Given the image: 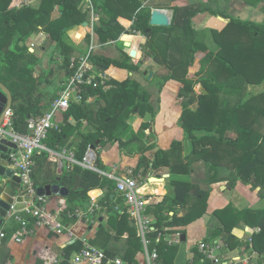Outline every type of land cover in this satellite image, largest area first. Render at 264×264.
Masks as SVG:
<instances>
[{
    "label": "trees",
    "instance_id": "trees-1",
    "mask_svg": "<svg viewBox=\"0 0 264 264\" xmlns=\"http://www.w3.org/2000/svg\"><path fill=\"white\" fill-rule=\"evenodd\" d=\"M4 1L11 4L14 0ZM170 1L174 16L172 24L164 27L150 24L154 8L145 5L142 0H93L96 11L101 15L99 20L102 25L95 28L101 44L106 45L108 40L122 44L124 41H130L134 44L137 37L133 34L148 35L150 39L147 44L150 50L146 53L161 60L172 71L167 77L168 80L176 78L173 75L176 70L187 69L195 61L198 52H206L198 74L209 75L200 77L197 83H202L207 93H196L193 83L186 81L184 76L177 78L187 83L184 88L186 95L182 93V127L186 138L192 143V148L185 156L186 162L181 157V141H174L168 151L155 150L157 145L152 143L144 148L153 149V158L142 156L134 174L137 176L141 173L146 178L149 172L163 166L170 167L173 173L189 174L196 169L195 162L204 160L205 182L209 186L227 182L230 187H236L237 182L242 180L254 188L262 189L264 131H261L260 127H264V90L251 95L248 86L264 82V23L230 18L229 24L222 31L212 29L214 49L201 38L193 21L196 15L204 12L218 15L217 10L205 7L202 2L179 6L172 5L174 0ZM86 3L87 0H41L36 8L17 5L10 7V4L0 7V80L13 93L11 127L15 131L27 132L29 118L43 115L50 109V103L58 97L57 95L49 103L42 104L41 98L34 95L41 83L39 77L35 76V68L40 59L30 52L25 41L32 32L40 31V26H43L42 30L56 43V49L59 55L63 56L68 72L67 67L77 49L70 32L83 26L91 17L89 10H84ZM55 4L60 6L61 12L57 17H52ZM122 19L132 20L133 32L129 31V26ZM148 29H151V34L147 33ZM88 36L87 40L90 42L91 36ZM133 48L137 51L136 46ZM133 59L135 58L124 49L118 58L96 53L92 56L97 68L109 75L124 68L129 73H137L140 70L139 61L133 62ZM83 95V101L71 104L64 114L63 123L59 128H52L45 141L53 150L62 151L64 148L73 151L78 161L83 160L90 145L98 149L108 142L119 141L136 146L138 135L127 141L123 139V135L130 128V115L136 108L142 116L147 113L156 116L157 111L150 100V92L142 88L130 74L126 78L118 76L105 86H91ZM90 95L95 97L94 101H88ZM185 96H188L187 99ZM193 105H196V108H193ZM84 122H87L86 127ZM142 127L149 130L151 124L143 122ZM226 130L235 131L237 137L218 136ZM74 134L76 137L72 139ZM208 142L213 146L208 147ZM48 154L49 152L43 151L38 155L36 165L40 159H48ZM95 166L103 168L100 155H97ZM35 168L33 178L38 188L39 184L43 186V183L37 180ZM226 169L229 170L228 175L224 174ZM56 182L69 189L67 210L71 212L76 207L86 208L92 199L91 192L95 189H101L105 193L102 202L113 201L112 196H119L116 180L78 163L73 164L70 169L64 168ZM171 184L175 187V194L166 196L161 203L148 208V213L151 212L156 217L154 227L166 234L178 232L174 227L187 226L204 216L210 194L208 188H203L200 183L192 180L173 178ZM3 190L4 187L0 185V195ZM121 198L124 200L123 194ZM173 207H180L183 215L180 216L178 212L172 216L164 214L163 208L169 211V208ZM215 214L223 224V228L217 229L215 234H222L230 248L241 243L232 233L240 220L247 218L250 226L260 227L259 231L252 234V241H247L246 245L247 249L251 247L260 254L259 264H264V207L237 210L229 205L217 210ZM65 219L68 220L67 215ZM165 227L170 229L166 230ZM157 234H152L154 242ZM80 246L82 247V244L74 243L68 250V258L75 247L78 248L77 252L81 249ZM157 247L160 254L159 263H173L177 248L168 247L164 240L159 242ZM199 255L198 262L201 264H213L200 250Z\"/></svg>",
    "mask_w": 264,
    "mask_h": 264
},
{
    "label": "crops",
    "instance_id": "crops-1",
    "mask_svg": "<svg viewBox=\"0 0 264 264\" xmlns=\"http://www.w3.org/2000/svg\"><path fill=\"white\" fill-rule=\"evenodd\" d=\"M32 1V3H29V0H14L10 4L9 1L1 0L0 7L5 4H10V7H15L14 5H17V7L25 6L36 8L41 0ZM178 1L183 2V0H174L172 5H187L182 3L179 4L177 3ZM193 2H202L205 7H213V9L217 10V12L219 13L218 15H214L210 12H204L196 15L194 18V26L197 32L200 34L201 38L206 42H208V36L212 35V29L222 31L229 24L230 18H235V14L245 16L246 18L243 17V19L251 20L253 18L257 19V22L264 21V0H190L189 3ZM155 8L172 9V6L171 4H164L155 6ZM53 9L54 10L52 11L51 15L52 17H57L61 12L60 6L58 4H55V7ZM251 12L255 13L254 16H250L248 14ZM89 22L90 20L88 21V23ZM42 28L43 26H40V31L35 30L34 32H32L29 38L25 41V44L29 46L30 52L34 53L37 57L40 56V58L38 57L40 59V62L35 68V76L39 77V79L41 80L40 84L45 81V78H43L45 75H43L42 73L45 70L44 68L48 67V62L52 57L49 56V48H47L48 44L46 45V43H48L49 35L47 32L42 30ZM75 33L76 35L81 37V34H79V32L76 31ZM38 50H40V52ZM46 56H49V58H47ZM45 62L47 63L46 65L44 64ZM50 72L52 71H49V73ZM115 74L117 76H121V78H126L130 73L126 69H117L115 71ZM66 76L67 71H65V75L63 76V82L65 81ZM169 81L167 82V84L169 83ZM43 84L46 86L45 83ZM167 84L165 86L163 84L162 87L164 88L162 89L165 90ZM157 85L158 84H156V86ZM263 85L264 84L255 86L254 88H260ZM39 87L42 88L43 85H39ZM158 87H161V85H159ZM163 93H165V91ZM50 101H48L47 98L45 99V97H41L42 104L49 103ZM164 102L167 105L170 104V101L167 102L166 99ZM64 114L65 113H61L57 118L60 124H62L64 121ZM136 120L137 117L133 116L130 123V125L132 126L131 131H133L132 137L134 135L139 136V140L135 143L136 146L131 143L125 144L123 142L121 143L119 141H116L108 142L102 148L100 147L96 149V152L98 151L97 155H100L103 163V168L96 167V171H99L105 175L106 173H115L116 175H122L128 169L135 170V168L139 165L142 156H147L150 158H153L154 156L153 152L151 153L150 148H144L149 141L151 143H157L155 150L163 149L166 151L171 149L174 141H181L183 147L182 155L185 154L186 156L189 154L187 151V145H189V143H187V140L189 139L186 138V133L183 127H181V125L177 127L178 129L181 128V139H175V135L171 134L176 129V126L174 125L175 117H173V120H171V117H160L161 122L168 121L165 125L166 133H157V123H155L154 126L151 125L149 130H146L145 139L142 138V135L138 133L139 129H136V126L134 125ZM70 121L71 123H75L74 120ZM84 126H87V122H84ZM75 137L76 134L73 135L72 139ZM130 138L126 135L125 137H123L124 141H127ZM142 140H144L145 144ZM49 149L51 148L49 147ZM51 150L54 151L56 156L55 154L51 155L49 153L48 159H40L37 162L35 168L36 178L39 183H43V185L58 184V182H56V179H59L63 169H70L71 167H73V164H75L71 160L68 153L62 152L63 150ZM185 156H182L184 162H186ZM55 157H58L60 161H55ZM157 172H159L160 174H158ZM194 174L191 175V173H173L168 166H163L159 169L152 170V172L148 173L146 178L143 177L141 173H139L137 177L139 182L142 183L140 191L146 194V200L148 202L147 212L149 206L153 208V206L155 207V205L161 203L166 196H173L175 194V187L171 184V180L173 178L196 181L197 178ZM186 176L188 177V179L185 178ZM0 183V185H3V182L0 181ZM223 185L226 186L224 190L221 189V186ZM39 186L42 185L39 184ZM248 186L245 185L242 180H239L237 182L236 187H230L229 185H227V182H221L208 186L210 194L208 197L207 211L204 216L187 226L174 227L178 230V232H175L173 234L165 233L166 237L169 239L174 238L177 233H180L182 239L181 243L172 245L173 247L177 248V255L173 263L171 264H201L200 262H198V256H200L198 244L201 241H207L209 239H211L213 243L222 245V248L219 250L218 255L224 259L242 254L243 250L248 251L251 249L246 248L248 247L246 245V242L250 241L252 234L259 231L258 229L260 227L250 226L247 222V218H243L242 220H240L232 230L234 236H236L238 240H241V243L236 245L234 248L229 247V244L225 241L222 234H215L217 229L223 228V224L220 218L215 214L217 210L223 209L229 205H232L234 209L237 210H243L247 208L254 209L253 207H257L256 209H260L261 207H264V202L261 204V206H255V203L261 202L264 199V193H251L250 191H248L250 190ZM103 194L104 196L102 197V199H95L97 205L95 208V212L92 215L88 217H78L66 220L67 225L69 226V231H65L61 234H58L54 231L49 230L47 227L42 226L38 227L34 234L24 237L25 239L23 238L22 241H18L17 237L20 236L19 223L14 218L10 219L3 229L5 237L1 245L2 259L6 261L7 264H72L70 260L71 256L76 252V250H78V248L75 247V249L71 253V256L68 258L67 253L69 248L74 243L77 242L82 244V239L89 238L92 244L105 249L108 256L112 258L121 257L126 261L144 263V261L146 260V249L142 240L140 228L136 219L130 214L129 207L125 201V198L123 200L121 198V193L119 192L118 197L112 196L113 201L102 202L105 197V193ZM93 201L94 199L92 196V199L88 203L86 208L91 205ZM45 204L48 208L56 210L67 205V197L61 194L46 196ZM163 212L164 214H168L171 216L174 215L175 212H178L180 216L183 215L182 209L180 207H173L171 209L169 208V211H166V209L163 208ZM148 214L151 217L153 223H155L156 217L153 215V213L150 212ZM125 216L126 219H124ZM165 228L166 230L170 229V227ZM182 230H184V232ZM183 234L186 235L185 240H183L182 238ZM16 242L20 244L19 247L16 246ZM247 253L251 255L253 254L252 251ZM200 260L201 262H203L202 258ZM260 262L261 256L258 253V255H253L251 260L247 263L240 264H259ZM79 264L88 263L83 262ZM159 264L166 263L164 261V263L161 262Z\"/></svg>",
    "mask_w": 264,
    "mask_h": 264
},
{
    "label": "built area",
    "instance_id": "built-area-1",
    "mask_svg": "<svg viewBox=\"0 0 264 264\" xmlns=\"http://www.w3.org/2000/svg\"><path fill=\"white\" fill-rule=\"evenodd\" d=\"M29 0V3H32ZM87 10L90 12V22L88 25L92 26L93 31L88 32L91 35V40L88 49L83 54L73 56L70 64L67 67V76L62 86V90L57 98L51 103L50 109L43 115L38 117H31L28 120V131L17 132L11 125L12 111L7 112V117L0 128V142L4 138H9L17 146L11 148L9 152L10 168L21 177V186L23 189V197L25 208L19 211H14L12 205V212L10 215L19 223L20 236L18 241L26 236L32 235L36 232L38 227H47L49 230L61 234L69 231L65 215L68 219L78 217H88L95 212L96 198L87 208L76 207L74 211H68L67 205L56 210L48 208L45 204L46 196L39 195L37 187L33 178V171L36 166V157L41 155L43 151L54 155V151L49 149L45 141L48 139L49 132L52 128H59L58 116L61 113H66L73 102L80 103L84 99V91L89 87L97 88L98 86L106 85L111 78L105 71L97 68V65L92 60L93 54L96 52L94 44V25L96 20H99L95 4L93 0H87ZM95 97L90 95L88 101L94 100ZM63 153H68L71 160L75 164H81L85 167L97 170L95 161L97 158L96 149L92 145L89 146L83 160L75 159L73 151L63 149ZM56 156V154H55ZM55 161H60L55 157ZM110 178L116 180V189L124 195L125 201L129 207L130 214L136 219L142 240L146 249V260L144 263H136L134 261H126L121 257L108 256L105 249L98 247L91 243L89 238L82 239V247L79 251L71 256L72 264H79L86 262L88 264H159L160 254L157 244L162 240L166 241L167 245L172 246L182 242L181 234L177 233L174 238H167L165 233L155 228L153 221L147 212L148 202L146 194L140 191L142 183L139 182L138 177L134 174L133 169L126 170L122 175L115 173H106ZM29 199V200H27ZM260 230V228L258 229ZM157 232L155 242L152 239V234ZM4 235V233L2 234ZM252 238H250V242ZM200 252L213 264H240L247 263L251 260L257 251H252L253 254L247 253L243 250L242 254L224 259L218 255L222 248L221 244L211 243L208 241H201L198 244ZM245 251V252H244Z\"/></svg>",
    "mask_w": 264,
    "mask_h": 264
},
{
    "label": "rangeland",
    "instance_id": "rangeland-1",
    "mask_svg": "<svg viewBox=\"0 0 264 264\" xmlns=\"http://www.w3.org/2000/svg\"><path fill=\"white\" fill-rule=\"evenodd\" d=\"M145 2V4L147 3L148 5L153 6V8H155V6H160V5H164V4H171L170 0H142ZM190 2V0H183V2L178 1L177 3H182V4H188ZM217 6V4H216ZM170 9V8H168ZM172 10V9H170ZM248 12V11H247ZM97 14L99 15V17L101 18L100 13L97 11ZM250 16H254V12L248 13ZM236 16H234L237 19H241L243 21H250L253 22L252 20H255V22H257V19H243L246 18L245 16H241L239 14H235ZM124 20V19H123ZM124 22L127 24V26H129V31H132V26H131V19H127L124 20ZM259 23H264V21L259 22ZM102 25L100 20H96L95 25H94V35H95V41L94 44L96 45L95 47V52L96 54H103L106 55L108 57H114V58H118L121 55L122 50L124 49V51L128 52L129 55L131 56V51L133 48V46L137 47V53L136 56L133 57L135 59H133V62H142L143 65L140 67V70L136 73V72H130L131 76L135 77V81H137L138 83H140L141 87L148 90L150 92V100L154 105L156 112V116H153L152 113H147L146 115L142 116L139 111L138 108H136L134 111H132L130 118H129V123H131V118L133 116L137 117L136 122L134 123V125L136 126V129H139V134L142 135V138L145 139L146 136V130L144 129V127H142V123L143 122H148L150 123L152 126H154L155 123H157L156 126V132L159 134L162 133H166L165 131V125L167 124V122H161L160 117H171V120H173V117H175L174 120V125L176 126V129L171 133L174 134L175 139H181V128L178 129L177 127L181 125L182 127V115H183V96L182 93H185L184 88L186 86V82H184L183 80H179L177 78H181L184 76L185 80L188 81L189 83H193L194 85V91L196 93H202L205 90V87L202 83H197L198 79L202 76H208L209 74H198V72L201 70L202 67V59L204 58V56L206 55V52H198L196 54L195 57V61L187 68V69H179L176 70L173 75L176 78H171L169 81L167 79L168 75L172 73V71H170V69L158 58H155L154 56L146 53V51L150 50L149 44L144 43L145 40H148V37L136 33L134 34L137 39L135 40V43L132 44V46L130 48L125 46V43L122 44L119 41L116 42H112L110 40H108V43L106 45L101 44L100 40H99V36L97 39V34H96V30L98 27H100ZM79 32L82 33L83 35L81 37H79L78 35H76L75 32ZM91 31H93L92 26L90 25H86V26H81V27H77L75 30L71 31V37L73 38V41H75L76 45H77V49L75 52H80V53H75L74 56L79 55V54H83L85 53V51L88 49L90 42H88L87 38L88 36V32L91 33ZM133 32V31H132ZM129 34V33H127ZM91 36V35H90ZM80 38V39H79ZM79 39V40H78ZM91 40V39H90ZM81 41V42H80ZM100 43H99V42ZM264 41V40H263ZM125 42V41H124ZM208 45L210 46V48H214V43H213V38L212 35L208 36ZM48 44L47 48H49V56H52L48 62V67L44 68L45 70L43 71V75H45L43 78H45L43 81V83L46 84V86L42 83L40 85H43L42 88L38 87L37 91H35L34 95L41 97H45V99L47 98L48 101L52 100L54 97H56L57 95L59 96L61 90H62V86L64 84L63 82V76L65 75V71H66V67L64 66V61H63V56L59 55V51L56 49V43L52 40L51 37H49L48 39V43H46V45ZM86 49V50H85ZM215 49V48H214ZM85 50V51H84ZM40 52V50H38ZM49 56H46L47 58H49ZM40 58V56H38ZM45 60V59H44ZM45 65L47 64L46 62L44 63ZM125 70V68L123 69ZM49 71H52L49 73ZM122 71V70H121ZM147 71V74H145L144 72ZM153 72V76L151 78H149V73ZM48 73V74H47ZM185 74V75H184ZM111 78H109V80L107 82H109L112 79H116L118 78V76L116 74H112L109 75ZM169 81V83L167 84V82ZM164 84V86L167 84V86L165 87V90L162 89L164 87H158L161 84ZM111 84V83H110ZM156 84H158L156 86ZM264 84H250L248 86V91L249 93L255 94L258 92H261L264 90V85L260 88H254L255 86H259ZM179 85V86H178ZM104 86V85H102ZM111 86V85H110ZM178 86V87H177ZM165 91V93H163ZM189 93V92H188ZM190 94V93H189ZM186 95V93H185ZM188 96H185V99H187ZM168 102L170 101V104L167 105L164 101ZM181 104V105H180ZM181 106V107H180ZM193 108H196V105H193ZM263 125H264V120H263ZM132 126L130 125V128L125 132V134L123 135V137L128 136L129 138H132V132L131 131ZM261 131H264V127H260ZM131 133V134H129ZM203 133H201L202 135ZM182 135H183V131H182ZM223 135V136H222ZM219 137H233L236 138L237 137V133L235 131L232 130H226L224 131V133L218 134ZM187 140V139H186ZM143 143L145 144L144 140H142ZM155 145H157V143L153 142ZM187 143H189V145H187V151L188 153H190L191 151V146L192 143L190 140H187ZM152 144L150 141L148 142V146ZM209 146L208 147H212V143L208 142ZM151 147V146H150ZM153 149H151V153ZM182 156H185L182 155ZM181 156V157H182ZM196 163V162H195ZM204 160H200L198 161L197 164L194 165V168H196L195 170L191 171V175H196L197 180L194 182H198L201 184V186L203 188H208V184L205 182V174H206V168L204 165ZM159 171V170H158ZM224 172V174L228 175L229 174V170L226 169ZM158 174H160L159 172H157ZM186 179H188V177H185ZM245 185H249V189L248 191H250L251 193H264V188H254L251 184L249 183H245ZM225 187L221 186V189L224 190ZM261 189V190H260ZM264 202V199L261 202H257L255 203V206H261V204ZM254 209H256L255 207H253ZM262 208V207H261ZM240 210V209H238ZM14 239V237H13ZM25 239V238H24ZM19 243L16 242V246L19 247ZM247 248V247H246ZM251 248V247H250ZM253 251L252 249L248 250L247 252Z\"/></svg>",
    "mask_w": 264,
    "mask_h": 264
},
{
    "label": "water",
    "instance_id": "water-1",
    "mask_svg": "<svg viewBox=\"0 0 264 264\" xmlns=\"http://www.w3.org/2000/svg\"><path fill=\"white\" fill-rule=\"evenodd\" d=\"M88 4L84 5V10L87 9ZM170 11V18L165 20L161 16L162 11ZM174 16V10L166 9V8H155L152 10V16L150 19V24L152 26H170L172 24ZM88 25V22H84L83 26ZM151 29L147 30V33H150ZM125 46L130 48L132 46V42L125 41ZM137 51H131V56L135 57ZM138 65L141 67L143 65L142 62H139ZM153 76V72L149 73V78ZM204 93H207V90H204ZM14 103V97L12 91L0 80V128L3 125L4 120L7 117V112L12 111ZM16 144L10 140L9 138H4L0 142V181L3 182L1 186L4 187L3 192L0 195V264H7L1 257V245L3 243L5 233L3 234V229L5 228L6 223L13 219L10 215L12 210V205H14V211H19L25 208V202L23 197V189L21 186V177L15 173L13 169L10 168V157L9 152L11 148H16ZM95 149V147L93 146ZM197 164V162L195 163ZM1 184V183H0ZM223 187H226L223 185ZM37 192L42 196H52L53 194H61L65 197L69 195V189L60 184H46L43 186H39L37 188ZM93 197H97L102 199L104 194L101 189H95L91 192ZM183 240L186 239V235H182Z\"/></svg>",
    "mask_w": 264,
    "mask_h": 264
},
{
    "label": "bare ground",
    "instance_id": "bare-ground-1",
    "mask_svg": "<svg viewBox=\"0 0 264 264\" xmlns=\"http://www.w3.org/2000/svg\"><path fill=\"white\" fill-rule=\"evenodd\" d=\"M170 15H171L170 11H165L164 10V11L161 12V16L160 17H162L163 19L167 20V19L170 18Z\"/></svg>",
    "mask_w": 264,
    "mask_h": 264
},
{
    "label": "flooded vegetation",
    "instance_id": "flooded-vegetation-1",
    "mask_svg": "<svg viewBox=\"0 0 264 264\" xmlns=\"http://www.w3.org/2000/svg\"><path fill=\"white\" fill-rule=\"evenodd\" d=\"M139 34H141V33H139ZM148 34H151V32H150V33H148ZM142 35H144V36L148 37V35H145V34H142ZM121 37H122V36H121ZM121 37H120V40H122V39H121ZM149 39H150V38L148 37V40H147V41L145 40V42H144V43H147V42L149 41ZM138 63H139V62H138ZM144 73H145V74H147V71H145Z\"/></svg>",
    "mask_w": 264,
    "mask_h": 264
}]
</instances>
